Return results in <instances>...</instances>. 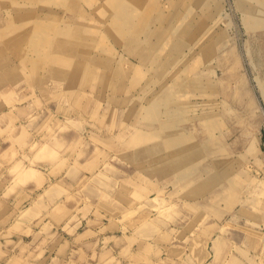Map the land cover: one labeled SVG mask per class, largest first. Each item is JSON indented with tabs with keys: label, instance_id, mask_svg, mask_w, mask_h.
Here are the masks:
<instances>
[{
	"label": "rangeland",
	"instance_id": "obj_1",
	"mask_svg": "<svg viewBox=\"0 0 264 264\" xmlns=\"http://www.w3.org/2000/svg\"><path fill=\"white\" fill-rule=\"evenodd\" d=\"M4 69L0 116H17L29 135L0 144L10 151L0 162V264H154L157 236L169 241L186 218L165 192L127 202L121 222L137 216L134 226L114 228L119 212L100 217L104 242L96 232L74 239L77 227H90L98 203L132 200L119 186L136 174L172 189L178 173L165 172L179 171L181 152L210 163L228 150L251 180L209 251L216 264H264V0H0ZM33 167L42 183L18 179ZM70 216L72 229L60 224Z\"/></svg>",
	"mask_w": 264,
	"mask_h": 264
},
{
	"label": "crops",
	"instance_id": "obj_2",
	"mask_svg": "<svg viewBox=\"0 0 264 264\" xmlns=\"http://www.w3.org/2000/svg\"><path fill=\"white\" fill-rule=\"evenodd\" d=\"M4 71H6V69L0 70V82L4 81L5 79L11 80L3 78L4 75L1 76ZM7 90H9L8 87L4 88V85H0V103L3 102L2 98H5L9 93ZM188 107H191V105H188ZM0 118V144L3 142L7 143L6 148L8 150L12 148V146H20L21 143L25 142L29 132L25 130L23 126H20L21 123L19 122V118L17 116H14L12 113L7 111L3 113ZM211 121H213V119ZM25 126H27V124ZM16 127L18 128L17 133L13 135L11 132L13 128L15 129ZM193 128L198 129L197 126H194ZM180 139V145L187 143V133L181 132ZM197 144L199 145V143L195 142L194 145ZM255 145V142L252 140H246L244 147L246 154L252 155L255 150ZM196 149H193V152H195ZM229 152L230 151L228 150L226 156L228 157L227 159H222L221 161V159H216L215 157V162L210 159V163L204 161L205 153L203 152L199 154H188L187 152H181L178 159L179 171L174 170L173 173L170 172V169L169 172H165V175H167L169 178L178 173L177 176L179 177V186L172 187V189H167V185L163 184L164 186H161L156 183L155 178L149 177L147 179L144 175L142 177H144L146 181L145 183H140V176L136 174V176L132 178L131 188H125L123 185L119 186V189L121 187L120 193H122V190L126 189L132 194V200L126 201V199H123V197L120 198L117 196V199H115L117 204L111 203V205L107 203H98L95 207V212L97 213L96 217L90 216L85 222V224L89 223L88 226L90 227L84 229L82 234V232L78 231L80 228L78 226L74 239L86 240L87 238L84 237L85 235H92L94 232H96L98 235L97 239L104 242L106 238H111L112 236L107 235V233L104 232L105 228L108 226V223L103 222L100 217H106L108 214H118L119 212V224L115 223L116 226L114 228L118 227L119 230H122L124 227L131 225L134 226V218L137 216L121 222L123 219L121 218L120 214L123 215L130 210L129 207L128 209L125 207L127 202H130V206H132L134 202L140 200L142 197H146L148 194L152 195L153 193L165 192V196L168 199L177 198L179 200V204L185 210L184 215H186V218L180 223V225L171 228V230L169 229V231L167 230L170 237L169 241L157 236V240L155 241V244H153L156 246L154 250L155 254L153 252L152 254H149V257H151V259L153 258L152 260L154 264H216L214 261L216 250H213L212 247V252L209 251L210 243L213 242L214 245V241L218 238V236L220 238L221 234H218V232L221 231V228L229 224L231 217L241 204L242 197L244 195L243 193H245V189L247 187L245 182H249V180H251V178H248L249 174H246L243 169V163L241 165L239 164L237 167L236 162L234 164V160L230 155L231 153ZM9 154L10 151L6 150L0 153V162H5L4 158ZM187 156H189L188 158H191V161L193 160L188 174L184 169V162ZM242 156L243 155H239V159H241ZM255 161H257L258 164L261 162L259 159H256ZM222 162L224 163V166H220V163ZM223 178H228V184L223 183ZM36 184H38V182ZM26 188L28 189V187ZM2 189L3 193L0 194L4 196L3 194L7 193L8 187L5 186ZM23 190L26 192L24 187ZM59 199H61V197L57 198V200ZM60 204L61 202H57V205ZM70 219L71 216L67 219H64V221H62L60 224H63V227L65 225H69ZM83 219L85 221V218ZM32 220L27 221V223L25 222V227L33 222ZM79 221L82 222L80 219ZM93 223H97L96 230L92 229L91 225ZM73 225L74 224L71 223L69 228L72 229L76 226L75 225L73 227ZM215 236H217V238H215ZM262 238L263 236H260V238L257 239ZM87 240L90 241L89 239ZM64 243L65 241L60 243L58 249L64 245ZM125 246L123 245L121 247V251L125 248ZM135 246L137 245L134 244L133 248H135ZM160 247L164 248L162 250L163 253L156 254V249ZM262 254L264 256L263 248H261L260 255ZM211 257H213L212 260ZM122 264H124V262ZM131 264H134V262Z\"/></svg>",
	"mask_w": 264,
	"mask_h": 264
},
{
	"label": "bare ground",
	"instance_id": "obj_3",
	"mask_svg": "<svg viewBox=\"0 0 264 264\" xmlns=\"http://www.w3.org/2000/svg\"><path fill=\"white\" fill-rule=\"evenodd\" d=\"M43 145V144H42ZM48 146V145H47ZM47 146H45V147H47ZM45 147H44V149H43V151H45L46 149L49 151V149L51 148V147H47L46 149H45ZM42 148H40V150H41ZM46 150V151H47ZM50 150H54L53 148L52 149H50ZM42 151V150H41ZM49 152H52V151H49ZM54 152V151H53ZM19 176V177H18ZM17 177H18V179H20L21 178V180L22 181H25L26 183H28V182H30V181H32V180H37V182L38 183H42L43 182V175H42V173H40V171H39V169H37L36 167H33V168H29V169H27V168H25V170L24 169H20L19 171H17ZM20 180V181H21ZM45 185V184H44ZM52 187L53 186H51L50 187V189H52ZM49 192V188H47L46 189V192ZM156 199H158V200H160L159 199V197H158V195H156V197H155ZM40 200V199H39ZM161 201V203H163V201L162 200H160ZM176 207H177V205L176 204H171L170 206H168V207H163L164 209H163V211L164 212H172V211H175L176 210ZM162 208V207H161Z\"/></svg>",
	"mask_w": 264,
	"mask_h": 264
}]
</instances>
